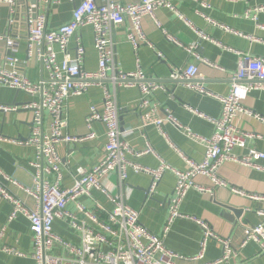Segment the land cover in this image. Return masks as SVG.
Wrapping results in <instances>:
<instances>
[{"label": "built area", "instance_id": "obj_1", "mask_svg": "<svg viewBox=\"0 0 264 264\" xmlns=\"http://www.w3.org/2000/svg\"><path fill=\"white\" fill-rule=\"evenodd\" d=\"M63 1L65 0H0V23L4 6L9 8L10 14L8 29L4 33L0 32V41H5L8 52L0 64V85L22 91L32 98L22 107L1 104L0 112L13 113L25 109L33 114L28 140L16 141L0 137V144L9 141L16 145L30 146L35 151V160L31 163L35 174L30 188L20 185L0 168V198L7 200L12 207L8 224L21 215L29 220L33 234L32 257L36 264H229V259L234 255L232 242L230 239L218 236L211 226L203 221L194 219L197 225L202 227L203 237L200 252L193 257L182 256L170 250L164 244V239L174 220L187 218L180 213V205L191 189L213 194L211 189L195 184L197 177L205 176L211 180L215 188H223L226 187V183L219 177L218 170L225 163H239L247 168L264 172V165L259 163L264 160V152L255 148L248 149V153L243 156L234 155L233 152L235 148L246 149L248 141L253 139L264 140V136L246 132L235 124L236 118L240 116L254 118L264 124V116L244 105L253 90L264 91V55L250 56L226 48L238 55L239 62L237 70L231 77V91L227 96L215 95L205 87L198 65H189L171 72L170 80L186 81L189 89L197 94L218 99L222 104L221 115L217 119L206 117L184 105L188 112L206 118L213 124L214 134L211 139L194 135L188 127L178 123L170 109H166L163 117L156 116L157 107L141 116L142 122L138 128L141 132H144L147 126L153 125L158 133L169 141L164 126L166 123H171L186 136L204 145L206 156L203 161L197 163L181 154L187 168L182 172L177 171L155 154L146 136H143L146 140L145 149L141 152H133L121 129L120 109L115 95L119 88H137L141 94L139 108L145 110L150 108L153 102L151 99L156 92H168L164 84L152 81L142 70L138 51L143 44L154 49L142 29L144 18H151L160 28L156 13L160 8H165L186 21L184 15L176 10L175 0H140L137 3L126 4L116 0H106L102 4H98L96 0H84L73 9L69 24L48 30L50 8L62 4ZM227 1L232 3L249 0ZM260 13H264V6L250 9L247 17L253 14V19L257 21ZM201 16L211 25L219 26L229 33L233 32L206 16L202 14ZM126 21L129 22L126 37L133 47L137 68L125 73L115 65L116 52L111 43V33L113 28L124 26ZM258 26L264 31V26ZM89 27L93 30L94 48L98 54V69L90 72L83 66L86 49L78 34V30ZM18 30L26 32V60L17 57L19 38H14V35ZM195 32L200 38L211 41L201 30L196 29ZM235 33L250 41L264 44L260 39ZM164 34L171 43L185 49L194 59L211 68L219 69L216 64L210 63L198 54V46L184 45L167 32L164 31ZM73 39L74 53L70 49ZM157 58L160 62L163 54L157 53ZM29 62L39 63L43 67L45 75L42 80L33 83L28 79L26 67ZM109 82L114 84L115 92L109 88ZM94 86L101 87L104 91L103 110L100 112L95 106H91L85 119L88 133L84 136H71L66 131L68 122L64 118L66 102L73 96L87 93ZM45 113L49 115V121L45 120ZM97 122L103 123L106 128L107 143L104 147L103 159L91 170L78 167L75 170L74 184L65 187L64 163L57 148L60 144L79 145L96 139L97 134L93 130V125ZM176 152L179 153L177 150ZM146 154H154L160 160L157 169L142 167L129 157L140 158ZM129 169L135 173L151 176L150 195L154 194L166 171L176 175L177 184L168 202L169 218L163 234L157 235L143 226L140 222V212L128 206L124 196L115 194L111 190L112 187L106 183L110 174L117 173L119 186H123L128 178ZM10 187L33 200V207H27L24 199L12 193ZM93 191L100 192L107 198L112 204L111 211L104 209L97 201V211L93 212L78 202L84 196L93 200ZM232 192L235 195L247 196L252 201H264V197L246 194L238 188L233 189ZM71 203L76 204L80 213L73 214L68 210ZM258 214L263 217V221L254 227L244 228L241 246L245 247L250 242H256L259 245V253L264 255V211H259ZM57 220L65 222L77 233L76 244L55 233L53 226ZM5 233L4 227L0 239ZM210 240L222 244L223 254L220 260L205 263L203 259ZM4 249L7 253L19 257L25 255L13 248L4 247Z\"/></svg>", "mask_w": 264, "mask_h": 264}, {"label": "crops", "instance_id": "obj_2", "mask_svg": "<svg viewBox=\"0 0 264 264\" xmlns=\"http://www.w3.org/2000/svg\"><path fill=\"white\" fill-rule=\"evenodd\" d=\"M83 1L69 2L65 0L62 4L53 5L49 11L48 30L69 24L72 20L73 9ZM96 1L98 4L106 2V0ZM116 1L126 4L137 3L140 0ZM174 3L176 10L184 15L187 22L177 14L165 8H160L156 13L160 28L149 17L142 20V29L154 49L143 44L138 51V59L142 70L152 81L164 84L168 92H156L151 99L153 102L150 108L140 110L141 94L137 88H119L115 92L114 84L109 82L108 85L111 91L115 92L117 105L120 109L121 129L133 152H141L145 149L146 140L143 136H146L155 154L172 168L182 172L186 170L187 166L181 154L200 163L206 156L204 145L186 136L171 123H166L164 126L169 141L161 136L153 125L147 126L144 132H141L138 129L142 122L141 116L157 107L156 116L163 117L166 114V109H170L178 123L188 127L194 135L211 139L214 134L213 124L206 118L188 112L184 105H188L194 111L206 117L217 119L222 111L221 102L218 99L197 94L184 83H175L170 80L171 72L189 65H198L199 72L203 77L202 81L210 92L219 96L229 95L232 85L231 77L237 70L239 62L238 55L228 49L241 51L250 56L264 55V44L262 42H253L235 33L252 36L264 42V31L258 26H264V13L258 14L257 21L253 19V14L249 18L247 17V12L250 9L264 6V0L232 3L227 0H175ZM201 14L209 20L215 21L218 25L233 30V32L229 33L219 26L211 25ZM1 15L0 32L4 33L9 26L10 14L7 6L2 8ZM128 27L129 22L126 21L124 26L113 28L111 33V43L116 52L115 65L125 73L132 72L137 68L133 47H131L126 37ZM196 29L201 30L211 41L200 38L195 32ZM164 31L184 45L198 46V54L210 63L216 64L219 69L211 68L199 62L191 57L185 49L175 46L167 39ZM78 34L86 49L83 66L88 72L96 71L98 69V54L96 48H94L93 30L91 27L83 28L78 30ZM25 36L26 32L22 30H18L14 35V38H19L17 57L22 60L27 58ZM74 45L73 39L70 44L73 53ZM157 53L163 54L160 62ZM7 54L5 41H0V64ZM60 58H62V55ZM26 68V76L31 82L36 83L43 79L45 73L39 63L29 62ZM109 73L111 74V72ZM103 94L104 91L101 87L94 86L87 93L81 96H73L66 102L64 118L68 122L66 131L71 136H84L88 133L85 119L91 106H95L102 112L104 107ZM247 98L244 102L245 107L264 116V91L253 90ZM31 99L29 95L22 91L0 85V105L22 107ZM44 118L46 121L50 120L49 115L46 113ZM32 120L33 114L29 110L19 109V111L13 113L1 111L0 137L16 141L28 140L31 134ZM235 124L246 132H254L264 136V124L254 118L240 116L236 118ZM93 130L97 134L96 139L79 145L60 144L57 148V152L64 163L63 184L65 187H71L74 184L75 170L78 167L91 170L103 159V151L107 143L105 125L97 122L93 125ZM253 148L264 152V140L253 139L248 141L246 149L235 148L233 152L234 155L243 156L248 153V149ZM34 156L35 151L30 146L16 145L9 141H3L0 144L1 170L26 188L32 187L35 169L31 163L35 160ZM129 157L145 168L157 169L160 165V160L154 154H146V156L140 158ZM259 163L264 165V160L259 161ZM218 171L219 177L225 181L226 187L215 188L209 178L205 176L197 177L195 184L211 189L213 194L202 193L196 189H191L187 193L180 205V213L187 218L174 220L166 234L164 244L170 250L182 256L193 257L197 255L200 252L203 229L197 225L194 220L196 219L210 225L218 236L230 239L234 255L229 259V264H264V255L259 253V245L256 242H250L245 247L241 246L244 228L254 227L263 221V217L258 212L264 211V201H252L247 196L235 195L232 192L233 189L238 188L246 194H256L264 197V172L231 162L222 165ZM106 183L112 187L111 190L115 194L124 196L125 203L128 206L140 212V222L143 226L157 235L163 234L169 218L168 202L173 196L177 184V177L173 172L166 171L163 179L155 189L156 191L148 198V191L152 183V178L148 174L135 173L129 169L128 178L123 186H119L117 173L110 174ZM9 190L17 194L19 198L24 199L27 207H33V200L26 198L24 193L18 192L13 187H10ZM93 197L92 200L84 196L78 202L92 212L97 211L96 201L107 211L112 210V204L103 194L93 191ZM220 204L242 206L245 208V212L240 219L232 223L222 216L224 209ZM11 210L10 203L0 198V236L4 227L6 230V233L0 239V264H36L32 257L34 247L30 222L25 216L21 215L8 224ZM68 210L73 214L80 213L74 203L68 206ZM53 229L57 235L65 240L75 244L78 242L77 233L65 222L57 220ZM208 243L203 261L213 263L220 260L223 254L222 244L214 240H210ZM4 247L16 249L25 255L19 257L9 254Z\"/></svg>", "mask_w": 264, "mask_h": 264}, {"label": "water", "instance_id": "obj_3", "mask_svg": "<svg viewBox=\"0 0 264 264\" xmlns=\"http://www.w3.org/2000/svg\"><path fill=\"white\" fill-rule=\"evenodd\" d=\"M35 3V1L33 2V4ZM177 84L179 83H184L186 84V81H180V82H175ZM150 196V191H148V196L147 198ZM223 209L224 212L222 213V216L227 219L228 221L235 223L238 219H240L244 212H245V208L242 206H234V205H224V204H220Z\"/></svg>", "mask_w": 264, "mask_h": 264}]
</instances>
